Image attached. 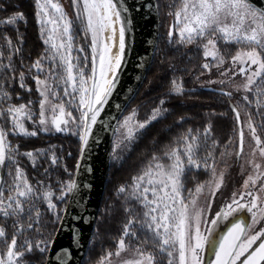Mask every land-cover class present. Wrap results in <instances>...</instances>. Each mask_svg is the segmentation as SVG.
Segmentation results:
<instances>
[{
	"label": "snow or ice",
	"instance_id": "6c2138e0",
	"mask_svg": "<svg viewBox=\"0 0 264 264\" xmlns=\"http://www.w3.org/2000/svg\"><path fill=\"white\" fill-rule=\"evenodd\" d=\"M72 6L77 13L76 20L80 22L81 30L91 37L90 71H86L89 69L88 57L74 54L82 53L84 49L74 44V21L68 17L59 0H35L36 22L40 26L42 42L46 45L44 53L29 69L40 97L38 113L34 110L35 102L31 99L19 105L11 102L12 95L7 90L5 81L9 80V72H15L13 56H7L8 63L0 62V172L7 169L8 177L5 179L0 175V264H28L24 259L26 255L33 251L45 253L50 250L53 241L47 238L33 240L29 235L33 231L37 234L42 231L39 202H46L48 211L55 213L57 219H62L56 212V204L52 202V192L41 190V181H37V185L41 187L33 185L19 160L21 156L27 157L35 168L38 156L46 153L40 149L35 150V153L20 152L19 146L10 142V134L35 137L38 132L71 131L73 135H78L83 153L93 125L97 123L102 108L119 84L126 49L125 25L131 23L124 15L128 11L126 4L123 0H72ZM174 15L180 37L178 42L197 44L203 48L204 57H211L216 61L213 66L219 67L225 63L218 47L220 41L240 46L236 55L231 57L233 68L239 65L238 72L233 71L232 75L244 77V83L237 85V90L252 93L254 101H250L247 95L244 100L249 104L255 103L257 109H264V10L258 9L249 0H181V7ZM24 19L23 13H17L0 21V24L13 25ZM117 26L118 50L113 52ZM105 33L108 35L105 36ZM172 35L173 31L170 29L169 37ZM3 39L15 53L20 52V48L14 46L7 35ZM18 39L22 37L18 36ZM203 67L208 68L209 65L204 64ZM31 69H36V73H32ZM24 80L25 72L21 71L19 86L30 92L31 89ZM172 91H183L175 80L172 81ZM223 94L231 95L228 92ZM19 98L17 93V99ZM160 103L163 104L164 101L161 100ZM73 109L79 112L78 116L73 114ZM232 110L240 125V112L235 107ZM166 111L167 109L157 107L153 109L149 119L143 122L134 120V111L121 124L125 130L124 139L132 141L139 130ZM245 114L248 118L244 127L250 130L256 145L252 155L255 156L258 152L264 158V140L258 135V128L264 131V123L255 125L253 116ZM256 115L264 121V111H258ZM25 122L31 123L33 130H29ZM70 124L76 128L70 129ZM203 135V143L206 144L211 135L210 125L205 128ZM178 139L181 142L179 148L170 147L162 156H152L141 173L133 177L130 189L124 186L118 189L119 192L126 193V200L139 203L143 211L138 212L133 207L125 208L129 219L124 225L116 251L101 257L98 264H112L109 259L111 256L120 257L126 251H131L135 258L123 259L120 264H157V253L166 255L167 264H203L206 246L215 255V260L210 261V264H261L264 261V229L249 235V229L264 219V207L258 208L259 197L253 191L239 193V200L234 198L227 205L228 210H221L217 216L227 220L234 213L246 209L252 214V223L246 225L238 219L220 236L218 243L210 239V235L201 231L204 209L197 203V197L203 192L205 185L198 184L194 192L190 190L189 198L183 194L184 182L193 169L210 170L213 180L206 183L211 187L210 195L215 196L222 186L223 172L217 176L214 163L209 162L213 152L209 151L203 159L199 157V149L203 146L199 132L193 134L189 129ZM215 143L213 140V146ZM243 150L244 131L241 130L239 150L235 155L239 157ZM51 162L53 165L57 164L54 155ZM248 163L257 175H250L245 180L243 187L246 190L249 184L255 188L256 181L264 177L259 162L249 160ZM77 187L75 180L68 182L56 199L63 201ZM257 191L264 192V184ZM236 195L233 194L234 197ZM246 196L251 197L250 206L241 202ZM208 208H211V201ZM254 209L257 211H253ZM8 221H11L12 228L10 242L6 230L9 227ZM211 223L217 225L219 221L213 219ZM215 230L214 227H209L207 232L211 234ZM126 238L138 240L139 244L133 248L130 243H126ZM257 240L261 241L258 247L249 252ZM147 245H151L154 251H148L145 247ZM63 251L67 253L68 250ZM241 257L244 259L241 260Z\"/></svg>",
	"mask_w": 264,
	"mask_h": 264
},
{
	"label": "trees",
	"instance_id": "16d2710c",
	"mask_svg": "<svg viewBox=\"0 0 264 264\" xmlns=\"http://www.w3.org/2000/svg\"><path fill=\"white\" fill-rule=\"evenodd\" d=\"M157 2L161 12L162 27L159 47L148 77L131 107H137L141 112H148L157 107L167 111L135 135L129 149L118 161H111L93 236L83 264H98L101 257L115 251L124 225L129 219V214L125 211L126 207H133L138 212L143 211L139 203L126 200V193H121L118 189L121 186L130 189L133 177L141 173L153 155L161 156L178 137L189 129L195 131L210 125L212 138L219 140V143L222 137H236L237 124L230 107L231 103L234 105L235 103L228 95L204 89L208 86L205 81L210 67L204 68L203 65H210L214 60L206 62V57L203 55L204 49L197 44H182L178 42L179 39L175 35L172 39L169 37L167 11L175 9L179 0H157ZM35 11V0H0V21L17 13H23L25 17L24 20L13 25L0 24V53H3L0 56V62L8 63L7 56L12 55L15 65V72L8 73L9 80L5 81V86L12 95V103H27L31 99L35 102L34 110L38 111L40 97L36 92V84L31 79L29 69L32 63L44 53L46 45L40 36V26L36 22ZM72 20L75 42L84 49L85 54L90 56V46L81 30V24L76 19ZM4 35L11 39L14 46L20 48L19 53H15L6 45ZM18 36L22 39H18ZM218 47L227 58L240 49L238 45L224 44L221 41ZM21 71L25 72L24 82L31 89L30 92L19 86ZM31 72L35 74L36 69H31ZM174 80L182 87L181 93L172 92ZM209 86L224 90L220 85ZM17 93L20 96L19 99H17ZM161 100L164 101L163 104L160 103ZM255 116L258 119V116ZM261 135L264 140V132ZM9 140L12 144L18 145L22 153L26 151L35 153L37 149L44 150L46 154L38 156L35 168L27 157L21 156L19 160L33 185L39 187L37 181H41L45 187L52 189L54 204L57 206L56 212L61 217L67 195L63 201L56 197L61 195L62 188L71 181L73 176L81 143L78 135H73L71 132L51 131L38 132L35 137L10 135ZM209 150L211 151V147ZM53 155L57 158L55 165L51 162ZM5 170H2L3 177H5ZM208 178L209 170L203 168L192 170L187 174L184 190L194 191L198 184L204 183ZM38 207L42 214L40 221L42 231L40 234L33 231L29 235L33 240L44 238L52 240L60 219L56 218L55 213L48 211L45 202H39ZM8 225L6 230L10 242L11 221H8ZM126 242L134 246L139 244L138 240L128 238ZM145 247L148 251H154L151 245ZM46 254L47 251L45 253L33 251L24 259L28 264H44ZM156 255L157 264H167L165 254L157 253Z\"/></svg>",
	"mask_w": 264,
	"mask_h": 264
},
{
	"label": "water",
	"instance_id": "95a60500",
	"mask_svg": "<svg viewBox=\"0 0 264 264\" xmlns=\"http://www.w3.org/2000/svg\"><path fill=\"white\" fill-rule=\"evenodd\" d=\"M123 2L128 8L124 15L131 20V23L125 25L126 49L119 84L108 103L102 108L97 123L93 125L88 145L83 153L80 143L71 178L78 187L67 195L62 219L59 220L44 264H83L104 195L111 163L112 141L118 122L140 93L157 54L161 37V15L157 0H123ZM249 2L258 9L264 10V0H249ZM170 29L174 31V26L171 25L169 31ZM204 89L220 94L227 92L212 86H205ZM230 107L237 108L232 103ZM233 115L236 121L234 112ZM241 130H243L242 123L237 124V151ZM240 156H236L237 160ZM64 249L68 250L67 253L63 251ZM207 260L206 264L215 260L214 253Z\"/></svg>",
	"mask_w": 264,
	"mask_h": 264
},
{
	"label": "rangeland",
	"instance_id": "374dc122",
	"mask_svg": "<svg viewBox=\"0 0 264 264\" xmlns=\"http://www.w3.org/2000/svg\"><path fill=\"white\" fill-rule=\"evenodd\" d=\"M59 3L63 6L65 12L67 13L70 19H76L77 13L72 6V0H59ZM180 7H181V0H179L175 9H171L170 11H167V15H166L167 22H169L168 30L170 26L173 25L174 26L173 36L175 35L177 39H180V37L178 34V29L176 26V18L174 14ZM160 15H161V12H160ZM161 31H162V27H161ZM85 37L90 46L91 37L86 34H85ZM74 44L77 47L81 48L80 46L77 45L75 40H74ZM239 50L240 49H238L237 51ZM237 51L232 53L231 56H229L228 58L224 56L225 63L223 65L219 67L213 66L216 63V61H213V63L209 65L210 69L208 71L209 73H207L208 77H207V80L205 81V84H207L208 86L209 85H213V86L220 85L228 93H231L230 98L232 99L233 103H235V106L238 108L241 114V117L243 119L242 124H243V131H244V150L240 156V159L237 160V162H235V158H236L235 153L237 152V142H238L237 133H236V137L235 136H232L231 138L222 137V141L219 143V140L212 138V130H211V135L208 138L207 143L204 144L203 134H204L205 128L208 126H206L205 128L196 129L195 131H193V134H196L197 132L200 133V141L203 145L199 149V152H198L199 157L203 159L205 156H207V153L210 151L209 148L211 147V152H213V157L209 162L214 163L217 176H219V174L223 172V183L220 189L216 191L215 196L210 195L211 187L206 183L208 181L213 180L211 171L209 170V178L204 183H202L205 185L204 190L197 197L198 206L204 209V215L202 216V223L200 225L201 231L205 235H210V239H213L217 243L219 242L220 236H222L225 228L230 226L232 223H235L236 220L239 219L246 225L252 223V214L249 213L246 209L243 211H238L234 213L227 220L221 219L220 217L217 216V213L221 212V210H224V211L228 210L227 205L232 203V200L234 198L239 200V193L243 191H253L254 194H256L259 197L258 208L264 207V192L257 191V189H259L260 186L264 184V177H261L260 179L256 181L255 188H253L251 184H249V188L247 190L244 189L243 187L245 180L248 179L250 175L254 177L257 175L253 167L249 165L248 163L249 160H255L256 162H259L261 164V171H264V158H261L258 152L256 153L255 156L252 155L253 149L256 147V145H255L254 140L251 137L250 130L247 127H244V124L247 122V118H248L245 113H248L253 116L255 125H260L261 123H264V121H262L261 117L258 115H257L258 119H256L255 115L258 111H264V109H257L255 106V103L249 104L247 101L244 100V96L247 95L250 101H254L255 96H253L252 93H246L243 91V89L237 90L236 86L242 85L244 83L243 76L239 74L235 76L232 75L233 71L238 72V68H239V65H236V67L233 68L232 63H231V57L236 55ZM74 54L79 55L81 57H84V56L88 57L89 69H86V71H90V56L85 54L84 52L82 53L74 52ZM206 60H207L206 62H208L209 60H213V59L211 57H207ZM221 73H225V75H221ZM209 81H213L214 83H209ZM221 81H225V83H221ZM16 105H19V104H16ZM131 105L129 107H131ZM134 111H135L134 120L143 122L149 119L153 110L148 111V112H141L137 107H131L127 109L123 117L118 122L116 132L113 137L112 148H111V161H118L120 157H122L126 153L131 143L135 139L134 138L130 142L125 140L123 137V133L125 130L121 127V124L125 121V119L129 117L130 115H132ZM73 114L75 116H78L79 112L73 109ZM25 126L29 130H33V125L31 123L25 122ZM69 127L70 129L76 128V126L73 124H70ZM142 130L143 129L139 130L138 132ZM70 132L71 131H69V133ZM262 132L264 131H261L258 128V135L260 136L261 139H262V135H261ZM42 133H47V132H42ZM178 138L176 139V142L170 147L179 148V145L181 142L179 141ZM213 140L216 142L214 146L212 144ZM221 153H224V155L221 156ZM193 170H196V169H193ZM4 178L5 179L8 178L7 169L5 170ZM39 187H41V185H39ZM212 187H214V183ZM45 189L48 191H51L53 194L52 189L45 187L42 184L41 190H45ZM234 193L237 194L235 197L233 196ZM183 194L185 197H189V190L188 191L184 190ZM250 200H251V197L246 196L245 199L241 202L246 203L250 206ZM209 201H211V208H208ZM52 202L54 203L53 195H52ZM253 211H257V209H254ZM257 215L259 216V212H257ZM213 219L218 220L219 223L217 225H212L211 221ZM209 227H214L216 229L215 232L209 234L207 232V229ZM261 229H264V219H261L259 223L255 225L254 228L249 229V235H253L256 232H259ZM259 242L260 240H257V242L252 246V248L249 249V252H251ZM131 246L133 248L135 247L134 245H131ZM4 251L6 252V248L4 249ZM115 251L112 253H115ZM212 253L213 251L211 250V248L206 246L204 253H203V264H206V262L208 261L207 259L211 258ZM245 255H247V253ZM134 258L135 257L133 256V253L131 251H126L122 253L120 257H116L115 255H113L109 259L112 261V264H120L121 260L123 259H134ZM243 259L244 257H241V260Z\"/></svg>",
	"mask_w": 264,
	"mask_h": 264
},
{
	"label": "bare ground",
	"instance_id": "6f19581e",
	"mask_svg": "<svg viewBox=\"0 0 264 264\" xmlns=\"http://www.w3.org/2000/svg\"><path fill=\"white\" fill-rule=\"evenodd\" d=\"M108 33H105V36H107ZM118 43H119V30H118V26H117V32H116V36H115V47L113 48V52L118 50Z\"/></svg>",
	"mask_w": 264,
	"mask_h": 264
},
{
	"label": "flooded vegetation",
	"instance_id": "af4514ba",
	"mask_svg": "<svg viewBox=\"0 0 264 264\" xmlns=\"http://www.w3.org/2000/svg\"><path fill=\"white\" fill-rule=\"evenodd\" d=\"M225 90V89H224ZM241 115V114H240ZM243 125V124H242ZM262 264H264V262L262 263Z\"/></svg>",
	"mask_w": 264,
	"mask_h": 264
}]
</instances>
